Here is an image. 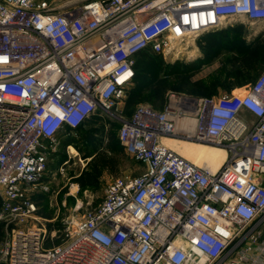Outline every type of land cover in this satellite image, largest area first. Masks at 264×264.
<instances>
[{"label":"built area","instance_id":"obj_1","mask_svg":"<svg viewBox=\"0 0 264 264\" xmlns=\"http://www.w3.org/2000/svg\"><path fill=\"white\" fill-rule=\"evenodd\" d=\"M237 21L264 23V0H0V220L37 219L59 134L116 117L139 52L179 58ZM185 135L226 160L212 171L160 141ZM118 136L141 173L109 181L93 211L78 204L61 243L14 228L0 264H264V73L243 93L141 103Z\"/></svg>","mask_w":264,"mask_h":264},{"label":"rangeland","instance_id":"obj_2","mask_svg":"<svg viewBox=\"0 0 264 264\" xmlns=\"http://www.w3.org/2000/svg\"><path fill=\"white\" fill-rule=\"evenodd\" d=\"M233 24L225 31L211 32L197 37L188 45L185 44L184 53L179 58L171 56L165 58L167 63L176 61L195 63L201 60L202 65L197 72L180 77L171 74L167 76L161 71L158 78H155L153 72L144 71L139 77V80L145 81L143 85L146 88L143 94L133 98L130 92L127 93L114 111L116 117L104 116L106 117L104 119L96 114L84 124L82 131L60 133L57 151L49 158L42 187L31 194L37 208L35 213L37 219L26 218L18 224L0 220V256L3 242L18 226L45 227L47 244L61 243L65 236L66 220L78 204H82L79 210L81 214L95 210L102 201L109 181L143 170L117 142V128L122 118L132 113L139 104H150L162 109L168 103L171 92L192 95V91H201L205 88L203 87L205 83L212 85L215 80L218 81L216 96L232 89L235 93H243L246 86L263 74L264 23L237 21ZM236 26L241 27L232 30ZM209 35L213 36L207 38ZM222 35L225 37L224 41L229 39L233 44L219 48L212 45L216 38ZM168 138L173 140L165 145L181 155L184 153L182 150H190L194 155H198L202 148L200 144L220 147L187 135ZM160 141L162 142L161 139ZM203 159L201 156V161ZM199 165L203 167L204 163L201 162ZM71 182L77 185L70 188Z\"/></svg>","mask_w":264,"mask_h":264},{"label":"trees","instance_id":"obj_3","mask_svg":"<svg viewBox=\"0 0 264 264\" xmlns=\"http://www.w3.org/2000/svg\"><path fill=\"white\" fill-rule=\"evenodd\" d=\"M238 27H241V26H236L235 29H232V30H236ZM229 28H230L229 26H228V28L226 27L225 29L222 28L223 30L222 29L218 30V32L219 31H225ZM205 35H208V33ZM212 36L213 35H209L206 37L211 38ZM224 40H225V37L222 35V36H218L213 43H212V41H209V43H212V45H215L217 48H219L220 46L225 47V46L233 44L232 41H229V39L227 41H224ZM201 63H202L201 60H198L195 63H185L182 61L167 63L162 54L155 53L150 49H145V50L139 52L136 56L135 76L133 78L131 87H129V89L127 90V93L130 92L131 95L133 96V98L143 94V92L146 88L143 85V84H145V81L139 80V77H140V75H142V73H144V71L145 72L146 71L153 72L155 78H158V74L161 73V71L163 73H165V75H167V76H168V74H171L173 76L177 75V76L181 77V76L187 75L190 72H197L201 68V65H202ZM215 81H214V84H212L214 86H212L211 84L209 85V84L205 83L203 85V87H205V88H203V90L192 91V96H216V94L218 93V91H217L218 87H216L218 85L217 84L218 81H216V82ZM134 110L132 111V113H130L126 117H130L133 114ZM99 117H102L104 119L106 118V117L100 116V115H99ZM91 118H89V119H91ZM89 119L84 121L79 127H77L74 130L82 131V127L84 126V124ZM120 124L117 128V142H118V146H120L124 149V147L120 143L119 136H118V130H119Z\"/></svg>","mask_w":264,"mask_h":264},{"label":"bare ground","instance_id":"obj_4","mask_svg":"<svg viewBox=\"0 0 264 264\" xmlns=\"http://www.w3.org/2000/svg\"><path fill=\"white\" fill-rule=\"evenodd\" d=\"M196 126V121L194 118H185L177 122L178 130L194 131ZM163 144L170 143L173 139L168 137L161 138ZM202 148L199 151L198 155H194L192 151L182 150V155L192 160L197 165L204 163L203 167H207L212 171L218 169L226 160L227 152L221 147L208 146L205 144H200ZM201 156L204 158L201 161ZM201 166V165H199Z\"/></svg>","mask_w":264,"mask_h":264},{"label":"crops","instance_id":"obj_5","mask_svg":"<svg viewBox=\"0 0 264 264\" xmlns=\"http://www.w3.org/2000/svg\"><path fill=\"white\" fill-rule=\"evenodd\" d=\"M232 90H234V89H232ZM232 90H231V91H232ZM138 164H139V163H138ZM139 165H140L141 168H144L141 164H139ZM139 173H141V171H140ZM139 173H137V174H139Z\"/></svg>","mask_w":264,"mask_h":264},{"label":"flooded vegetation","instance_id":"obj_6","mask_svg":"<svg viewBox=\"0 0 264 264\" xmlns=\"http://www.w3.org/2000/svg\"><path fill=\"white\" fill-rule=\"evenodd\" d=\"M230 25L232 26V25H234V24H233V23H231V24H229V25H227V26H230ZM227 26H226V27H227Z\"/></svg>","mask_w":264,"mask_h":264}]
</instances>
